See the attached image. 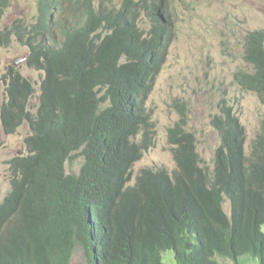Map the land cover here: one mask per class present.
<instances>
[{
  "label": "trees",
  "instance_id": "16d2710c",
  "mask_svg": "<svg viewBox=\"0 0 264 264\" xmlns=\"http://www.w3.org/2000/svg\"><path fill=\"white\" fill-rule=\"evenodd\" d=\"M63 1L38 0V22L16 20L0 29V49L16 39L28 49L25 65L43 74L36 104L34 84L18 68L6 67L1 77L2 132L12 135L26 124L30 133L22 141L26 155L8 162L11 189L0 205V264H69L75 245L83 248L87 264L97 258L100 264H162L167 251L175 264H238L244 256L264 264V125L247 155L244 126L234 107L219 101L210 121L219 144L207 167L186 128L183 106L167 130L175 170L141 169L131 185L133 166L154 144L146 105L173 38L169 4ZM0 2L1 23L11 0ZM142 13L150 22L147 30L140 26ZM242 61L245 69L233 81L264 106V28L245 33ZM77 158L83 160L78 174H67L66 163Z\"/></svg>",
  "mask_w": 264,
  "mask_h": 264
},
{
  "label": "rangeland",
  "instance_id": "374dc122",
  "mask_svg": "<svg viewBox=\"0 0 264 264\" xmlns=\"http://www.w3.org/2000/svg\"><path fill=\"white\" fill-rule=\"evenodd\" d=\"M119 2L120 0H115L116 4ZM166 4H169L173 22V38L146 105L154 126V144L133 166V185L141 168L165 169L168 173L175 170L167 141V130L178 121L183 106L186 113V128L195 135L197 152L202 165L207 167H212L214 152L219 144L218 135L210 125L211 117L217 113L216 107L219 101L226 100L232 105L244 126L247 155L250 153L251 142L264 125V107L257 96L250 92L244 93L233 81L234 73L245 69L242 61L245 33L264 28V0H165L163 5ZM38 16V0H11L10 7L5 11L0 23V29L6 24L5 27H9L16 20H21L26 25L34 24ZM149 25L147 13H142L140 26L147 30ZM11 44L8 49H0V69H2L0 74L3 75L6 67L18 61L15 67H18L19 71L21 69L20 73L35 84L37 98L43 75L25 65L24 61L28 56L25 46L14 39ZM2 75H0V103L4 97ZM36 101L35 99L32 104H36ZM18 130L16 134L6 137L0 128V200L6 194L4 177L8 176L7 162L15 156L24 154L22 140L29 131L26 125ZM82 163L81 158L67 162L66 173L78 174ZM223 208L228 214L227 201ZM161 260L162 264H175L171 251L162 253ZM245 261L256 264L249 256L241 258L240 264ZM70 264H87L80 245L75 246ZM221 264H225V261Z\"/></svg>",
  "mask_w": 264,
  "mask_h": 264
},
{
  "label": "bare ground",
  "instance_id": "6f19581e",
  "mask_svg": "<svg viewBox=\"0 0 264 264\" xmlns=\"http://www.w3.org/2000/svg\"><path fill=\"white\" fill-rule=\"evenodd\" d=\"M4 1H5V0H4ZM15 1H16V0H15ZM41 1H42V0H41ZM65 1H66V0H65ZM65 1H63V2H65ZM85 1H86V0H85ZM92 1H93V0H92ZM31 2H32V1H31ZM43 2H44V1H43ZM71 2L73 3L72 0H71ZM75 2H77V0H76ZM88 2H91V0L88 1ZM0 3H1V2H0ZM44 3H45V2H44ZM72 3H71V4H72ZM2 4H3V3H2ZM2 4H0V5H2ZM26 4H27V3H26ZM26 4H25V5H26ZM32 4H33V3H32ZM47 4H49V2H48ZM52 4H53V3H52ZM55 4H56V3H55ZM71 4H70V5H71ZM73 4H74V3H73ZM85 4L87 5V3H85ZM6 5H7V4H6ZM29 5H30V4H29ZM74 5H75V4H74ZM86 5H85V6H86ZM89 5H90V3L88 4V6H89ZM40 6H41V5H40ZM42 6H43V5H42ZM45 6H46V9H47L48 6H47L46 4H45ZM49 6H50V5H49ZM72 6H73V5H72ZM78 6H79V5H78ZM197 6H199V4H198ZM197 6H196V7H197ZM9 7H10V5H9ZM32 7H33V6H32ZM59 7H62V6H59ZM59 7H58V9H59ZM80 7L83 8V2H82V5H81ZM122 7H124V5H123ZM16 8H17V7H16ZM30 8H31V7H30ZM51 8H52V7H51ZM56 8H57V6H56ZM74 8H75V6H74ZM193 8H194V6H193ZM31 9H32V8H31ZM44 9H45V8H44ZM80 9H81V8H80ZM87 9H89V8L87 7ZM121 9H122V8H121ZM39 10H40V9H39ZM48 10H49V9H48ZM51 10H52V9H51ZM56 10H57V9H56ZM56 10H55V11H56ZM71 10H72V9H71ZM73 10H75V9H73ZM84 10H86V9H84ZM84 10H83V11H84ZM58 11H59V10H58ZM83 11H81V12H83ZM87 11H88V10H86V12H87ZM89 11H90V9H89ZM89 11H88V12H89ZM94 11H95V10H93V12H92V10H91L92 13H94ZM0 12H1V11H0ZM3 12H4V10H3ZM3 12H2V13H3ZM46 12H47V10H46ZM46 12H45V13H46ZM81 12H80V13H81ZM73 13L75 14V13H78V12L75 11V12H73ZM0 14H1V13H0ZM7 14H9V13H7ZM42 14H44V13H42ZM61 14H62V13H61ZM87 14H88V13H87ZM95 14H96V13H95ZM38 15H39V14H38ZM57 15H58V14H57ZM62 15H63V14H62ZM80 15H82V14H80ZM24 16H25V15H24ZM27 16H28V15H27ZM40 16H41V14H40ZM40 16H38V17H40ZM76 16H77V15H76ZM92 16H93V15H92ZM59 17H60V16H59ZM73 17H74V15H73ZM73 17H72V18H73ZM81 17L84 18V16H81ZM93 17H94V16H93ZM45 18H46V17H45ZM45 18H42V19L44 20ZM49 18H50V17H49ZM54 18L56 19V16H55ZM57 18H58V16H57ZM75 18H76V17H75ZM94 18H95V17H94ZM105 18H106V17H105ZM0 19H1V18H0ZM34 19H35V18H34ZM34 19H33V21H34ZM37 19H38V18H37ZM101 19H102V18H100V20H101ZM47 20H48V19H47ZM56 20H57V19H56ZM80 21H81V20H80ZM80 21H79V22H80ZM37 22H38V21H37ZM42 22H45V21H42ZM55 22H56V21H55ZM82 22H83V21H82ZM88 22H89V21H88ZM88 22L85 23V26L87 25ZM28 23H29V22H28ZM30 23H31V22H30ZM14 24H16V23H14ZM31 24H32V23H31ZM41 24H43V23H41ZM6 25H7V24H6ZM6 25H5V26H6ZM21 25H22V24H21ZM5 26H4V27H5ZM29 26H30V25H29ZM42 26H44V25H42ZM47 26H48V25H47ZM0 28H1V27H0ZM27 28H28V27H27ZM30 28H31V27H30ZM43 28H45V27H43ZM93 28H94V27H93ZM97 28H98V27H97ZM35 29H36V28H35ZM45 29H46V28H45ZM98 29H99V28H98ZM98 29H97V30H98ZM2 30H3V29H2ZM36 30H37V29H36ZM23 31H24V30H23ZM27 31H28V30H27ZM27 31H26V32H27ZM31 31H32V30H31ZM31 31H30V32H31ZM42 31H43V30H42ZM39 33H40V32H39ZM44 33H45V32H44ZM92 33H93V32H92ZM103 33H104V32H103ZM110 33H111V32H110ZM26 34H27V33H26ZM30 34H31V33H30ZM30 34H29V35H30ZM22 35H23V34H22ZM24 35H25V34H24ZM35 35H36V34H35ZM39 35H40V34H39ZM10 36H11V35H10ZM27 36H28V34H27ZM109 37H110V36H109ZM85 39H86V38H85ZM15 40H16V39H15ZM83 40H84V39H83ZM87 40H88V39H87ZM24 41H25V40H24ZM9 42H10V41H9ZM11 42H12V41H11ZM11 42H10V43H11ZM1 43H2V42H1ZM39 43H40V42H39ZM44 43H45V42H44ZM34 44H36V43H34ZM34 44H33V45H34ZM11 45H12V44H11ZM136 45H137V44H136ZM5 46H6V45H5ZM8 46H9V44H8ZM13 46H14V45H13ZM153 46H154V45H153ZM3 47H4V46H3ZM5 48H6V47H5ZM9 48H10V47H9ZM212 48H213V47H212ZM212 48H211V49H212ZM7 49H8V48H7ZM26 49H27V48H26ZM27 50H28V49H27ZM35 50H36V49H35ZM213 50H214V48H213ZM5 51H6V50H5ZM23 51H24V50H23ZM210 51H211V50H210ZM19 52H20V51H19ZM211 52H212V51H211ZM211 52H210V53H211ZM6 53H7V52H6ZM47 53H48V52H47ZM208 53H209V51H208ZM30 54H31V53H30ZM3 55H4V54H3ZM10 55H11V54H10ZM46 55H47V54H46ZM16 56H17V54H16ZM19 56H20V55H19ZM23 56H24V55H23ZM208 56H209V54H208ZM49 57H51V55H50ZM7 58H8V57H7ZM7 58H6V59H7ZM20 58H21V57H20ZM40 58H41V57H40ZM14 59H15V58H14ZM49 59H50V58H49ZM2 60H3V59H2ZM247 60H248V58H247ZM48 61H49V60H48ZM48 61H47V62H48ZM52 61H53V59H52ZM52 61H51V63H54V62H52ZM54 61H55V60H54ZM4 62H5V61H4ZM25 62H26V61H24V63H25ZM45 62H46V61H45ZM57 62H58V61H57ZM19 63H20V62H19ZM28 63H29V62H28ZM58 63H59V62H58ZM58 63H57V64H58ZM247 63H249V62H247ZM247 63H246V64H247ZM34 64H35V63H34ZM43 64H44V63H43ZM48 64H49V63H48ZM54 64L57 65L56 62H55ZM28 65H30V64H28ZM28 65H27V66H28ZM55 65H54V66H55ZM18 66H19V65H18ZM39 66H41V65H39ZM45 66H46V63H45ZM49 66H50V65H49ZM49 66H48V68H49ZM57 66H58V65H57ZM244 66H245V65H244ZM248 66H249V65H248ZM35 67L39 69V67H37V64H36ZM41 67H42V66H41ZM4 68H5V67H4ZM17 68H18V67H17ZM24 68H25V67H24ZM27 68H28V67H27ZM42 68H43V67H42ZM45 68H47V66H46ZM50 68H52V67H50ZM248 68H249V67H248ZM30 69H31V68H30ZM237 69H238V68H237ZM237 69H236V70H237ZM8 70H9V69H8ZM11 70H12V69H11ZM15 70H16V69H15ZM22 70H23V68H22ZM35 70H37V69H35ZM41 70H42V69H41ZM51 70H54V69H51ZM51 70H50V71H51ZM0 71H2V69H0ZM4 71H5V70H4ZM20 71H21V69H20ZM28 71H29V70H28ZM50 71H49V72H50ZM247 71H248V70H247ZM8 72H10V71H8ZM8 72H7V73H8ZM13 72H14V71H13ZM22 72H23V71H22ZM32 72H33V71H32ZM45 72H46V71H45ZM45 72H44V73H45ZM2 73H3V72H2ZM7 73H6V74H7ZM51 73H52V72H51ZM51 73H50V77H48L49 74L45 73V75L47 74L46 77H48V78L50 79V78L52 77V74H51ZM242 73H244V71H243ZM11 74H12V73H10V75H11ZM15 74H16V73H15ZM18 74H19V73H18ZM60 74L62 75V73H60ZM60 74H59V75H60ZM0 75H2V74H0ZM8 75H9V74H8ZM10 75H9V77H10ZM23 75H24V74H23ZM32 75H33V73H32ZM34 75H35V74H34ZM14 76H15V75H14ZM21 76H22V75H21ZM64 76H65V75H64ZM236 76H237V75H236ZM11 77H12V76H11ZM18 77H19V76H17V78L15 79L16 82L18 81V80H17ZM67 77H68V76H67ZM69 77H70V76H69ZM91 77H92V76H91ZM238 77H239V76H238ZM3 78H5L4 75H3ZM14 78H15V77H14ZM240 78H241V72H240ZM24 79H25V78H24ZM1 80H2V78H1ZM19 80H20V79H19ZM46 80H47L46 82H49L47 78H46ZM258 80H259V79H258ZM11 81H12V80H11ZM51 81H52V80H51ZM53 81H54V80H53ZM239 81H240V80H239ZM9 82H10V81H9ZM19 82H20V81H19ZM22 82H24V81H22ZM3 83H4V82H3ZM6 83H7V81H6ZM49 83H50V82H49ZM52 83H53V82H52ZM52 83H51V84H52ZM243 83H244V82H243ZM13 84H14V83H13ZM18 84H19V83H18ZM22 84H23V83H22ZM51 84H50V85H51ZM252 84H253V83H252ZM8 85H9V83H8ZM16 85H17V84H15V86H14V85H13V86L16 87ZM45 85L48 86L47 83H46ZM242 85H243V84H242ZM244 85H245V84H244ZM10 86H12V84H10ZM22 86H23V85H22ZM4 87H6V86H4ZM25 87H26V85H25ZM27 87L29 88V86H27ZM41 87H42V86H41ZM53 87H54V86H53ZM19 88H20V87H19ZM23 88H24V86H23ZM23 88H22V89H23ZM42 88H43V87H42ZM47 88H48V87H47ZM54 88H55V87H54ZM57 88H59V87H57ZM62 88H63V87H62ZM66 88H67V87H66ZM238 88H239V87H238ZM16 89L18 90V87H17ZM24 89H25V88H24ZM24 89H23V90H24ZM26 89H27V88H26ZM5 90H7V89H5ZM11 90H13V88H12ZM23 90H22V91H23ZM27 90H28V89H27ZM50 90L52 91V88H51ZM54 90H55V89H54ZM56 90H58V89H56ZM245 90H246V89H245ZM0 91H1V90H0ZM8 91H9V90H8ZM8 91H7V92H8ZM45 91H46V89H45ZM242 91H243V90H242ZM7 92H6V93H7ZM11 92H12V91H11ZM13 92H14V90H13ZM15 92H16V91H15ZM33 92H34V91H33ZM56 92H57V91H56ZM56 92H55V93H56ZM58 92H59V90H58ZM58 92H57L56 95H58ZM95 92H96V91H95ZM9 93H10V92H9ZM43 93H44V92H43ZM45 93H46V92H45ZM52 93H53V92H52ZM244 93H245V92H244ZM2 94H5V93H2ZM17 94H18V93H17ZM26 94H27V93H26ZM26 94H24V97H25ZM240 94H241V93H240ZM240 94H239V95H240ZM242 94H243V93H242ZM47 95H48V92H47ZM49 95H51V94H49ZM52 95H53V94H52ZM56 95H55V97L57 98ZM59 95H60V94H59ZM235 95H236V92H235ZM245 95H246V94H245ZM0 96H1V95H0ZM3 96H5V95H3ZM3 96H2V97H3ZM53 96H54V95H53ZM53 96H52V97H53ZM60 96H61V95H60ZM236 96H237V95H236ZM243 96H244V94H243ZM9 97H10V96L8 95V99H9ZM55 97H54V98H55ZM61 97H62V96H61ZM261 97H262V96H261ZM11 98H13L12 95H11ZM41 98H42V97H41ZM47 98H48V97H47ZM50 98H51V97H50ZM54 98H53V99H54ZM58 98H59V96H58ZM58 98H57V101H58ZM247 98H248V97H247ZM262 98H263V97H262ZM45 99H46V98H45ZM95 99H96V97H95ZM4 100H6V99H4ZM9 100H10V99H9ZM13 100H14V98H13ZM31 100H32V99H31ZM50 100H51V99H50ZM240 100H241V99H240ZM11 101H12V99H11ZM11 101H10V102H11ZM28 101H29V100H28ZM57 101H56V102H57ZM207 101H208V100H207ZM237 101H238V100H237ZM241 101H242V100H241ZM247 101H248V100H247ZM250 101L252 102V100H250ZM5 102H6V101H5ZM197 102H198V101H197ZM261 102H262V101H261ZM41 103H43V102H41ZM52 103H53V102H52ZM57 103H58V102H57ZM248 103H250V102L248 101ZM5 104H6V103H5ZM54 104H55V103H54ZM256 104H257V103H256ZM262 104H263V103H262ZM43 105H44V104H43ZM58 105H60V104L58 103ZM197 105H198V104H197ZM247 105H248V104H247ZM13 106H14V104H13ZM229 106H230V105H229ZM257 106H258V104H257ZM4 107H5V106H4ZM61 107H62V104H61ZM252 107H253V106H252ZM254 107L256 108L255 105H254ZM258 107H260V106H258ZM263 107H264V106H263ZM2 108H3V107H2ZM26 108H27V107H26ZM245 108H246V105H245ZM17 109H18V108H17ZM252 109H253V108H252ZM260 109H261V108H260ZM24 110H25V109H24ZM240 110H241V109H240ZM27 111H28V110H27ZM32 111H33V109H32ZM57 111H58V110H57ZM59 111H60V110H59ZM99 111H100V110H99ZM247 111H248V110H247ZM1 112H2V109H1ZM1 112H0V114H1ZM29 112H30V111H29ZM45 112H46V111H45ZM190 112H191V111H190ZM263 112H264V111H263ZM23 114H24V113H23ZM46 114H47V113H46ZM56 114H57V113H56ZM245 114H247V113H245ZM263 114H264V113H263ZM263 114H262V115H263ZM14 116H15V115H14ZM33 116H34V115H33ZM58 116H59V115H58ZM126 116H127V114H126ZM129 116H130V115H129ZM16 117H17V116H16ZM48 117H49V116H48ZM59 117H60V116H59ZM30 118H31V117H30ZM240 118H241V117H240ZM33 119H34V118H33ZM259 119H260V118H259ZM261 119H262V117H261ZM17 120H18V119H17ZM47 120H48V119H47ZM60 120H61V119H60ZM78 120H79V119H78ZM128 120H129V119H128ZM241 120H242V119H241ZM254 120H255V119H254ZM12 121H13V120H12ZM25 121H26V120H25ZM242 121H243V120H242ZM244 121H245V120H244ZM246 121H247V120H246ZM246 121H245V122H246ZM257 121H258V119H257ZM3 122H4V121H3ZM86 123H87V122H86ZM90 123H91V122H90ZM183 123H184V122H183ZM185 123H186V122H185ZM21 124H22V123H21ZM11 125H13V124H11ZM14 125H15V124H14ZM89 125H90V124H89ZM15 126H16V125H15ZM74 126H75V125H74ZM8 127H9V126H8ZM12 127H13V126H11V129H10V127H9V129L12 130ZM87 127H88V126H87ZM91 127H92V126H91ZM13 128H14V127H13ZM95 128H96V127H95ZM9 129H8V130H9ZM143 129H144V128H143ZM18 131H19V130H18ZM84 131H85V130H84ZM94 131H95V130H94ZM8 132H9V131H8ZM12 132H13V131H12ZM27 132H28V131H27ZM6 133H7V132H6ZM22 133H23V132H22ZM29 133H30V132H29ZM99 133H100V131H99ZM11 134H12V133H11ZM6 135H7V134H6ZM100 135H101V134H100ZM62 136H63V134H62ZM101 136H102V135H101ZM6 137H7V136H6ZM25 137H26V136H25ZM98 137H99V136H98ZM124 137H125V136H124ZM75 138H76V137H75ZM103 138H104V137H103ZM28 139H29V138H28ZM99 139H101V138H99ZM140 139H141V138H140ZM11 140H12V139H11ZM58 140H59V139H58ZM67 140H68V138H67ZM79 140H80V139H79ZM8 141H9V140H8ZM70 141H71V140H70ZM99 141H100V140H99ZM145 141H146V140H145ZM55 142H57V140H56ZM80 142H81V141H80ZM30 143H31V142H30ZM61 143H62V142H61ZM94 143H95V142H94ZM28 144H29V143H28ZM63 144H64V143H63ZM79 144H80V143H79ZM100 144H101V143H100ZM24 145H25V144H24ZM144 145H145V144H144ZM54 146H55V145H54ZM54 146H53V147H54ZM53 147H52V148H53ZM125 149H126V148H125ZM82 150H83V149H82ZM130 150H131V149H130ZM148 151H149V150H148ZM152 151H153V150H152ZM139 152H140V151H138V153H139ZM78 153H79V152H78ZM131 153H132V151H131ZM131 153H130V154H131ZM138 153H137V154H138ZM145 153H146V152H145ZM30 154H31V153H30ZM76 154H77V153H76ZM76 154H75V155H76ZM79 154H80V153H79ZM128 154H129V153H128ZM130 154H129V155H130ZM72 155H73V154H72ZM148 155H149V154H148ZM139 156H140V155H139ZM31 157H32V156H31ZM33 157H34V156H33ZM132 157H133V156H132ZM70 158H72V157H70ZM133 158H134V157H133ZM131 161H132V159H131ZM23 162H24V160H23ZM36 162H37V161H36ZM13 163H14V162H13ZM13 163L10 164L12 167H13ZM18 163H19V162H18ZM19 164H20V163H19ZM84 164H85V163H84ZM45 165H47V164H45ZM18 166H19V165H18ZM7 167H8V166H7ZM149 167H150V166H149ZM149 167H148V168H149ZM16 168H17V167H15V169H16ZM19 168H20V167H19ZM145 168H146V167H145ZM21 169H22V168H21ZM127 169H128V168H127ZM141 169H143V168H141ZM8 170H9V169H8ZM13 170H14V169H13ZM101 170H102V169H101ZM137 170H138V169H137ZM42 171H43V169H42ZM48 171H49V170H48ZM142 171H143V170H142ZM13 172H14V171H13ZM15 172H16V171H15ZM83 172H84V171H83ZM85 172H86V171H85ZM17 173H18V172H17ZM44 173H45V172H44ZM75 173H76V171H75ZM149 173H150V172H149ZM39 175H40V174H39ZM41 177H42V175H41ZM48 178H49V177H48ZM30 179H31V178H30ZM35 179H36V178H35ZM78 179H79V178H78ZM68 183H69V182H68ZM67 186H68V185H67ZM87 187H88V186H87ZM89 187H90V186H89ZM40 188H41V187H40ZM42 188H43V187H42ZM42 188H41V189H42ZM62 188H63V187H62ZM84 189H85V188H84ZM90 189H91V188H89V190H90ZM89 190H88V191H89ZM49 191H50V190H49ZM91 193H92V192H91ZM92 194H93V193H92ZM206 197H207V196H206ZM91 198H92V197H91ZM202 198H203V197H202ZM40 199H41V198H40ZM45 199H46V198H45ZM93 199H94V198H93ZM209 199H210V198H209ZM207 200H208V198H207ZM209 201H210V200H209ZM50 210H51V209H50ZM111 211H112V210H111ZM209 215H210V214H209ZM209 217H210V216H209ZM208 221H209V220H208ZM112 228H113V227H112ZM262 229H263V227H262ZM262 229H261V230H262ZM263 231H264V230H263ZM261 233H262V232H261ZM16 248H17V247H16ZM32 248H33V247H32ZM21 249H23V248H21ZM29 250H30V249H29ZM55 250H56V249H55ZM14 251H15V250H14ZM55 252H56V251H55ZM5 253H6V252H5ZM13 253H14V252H13ZM15 253H16V252H15ZM27 253H28V252H27ZM53 253H54V250H53ZM53 253L51 252V254H53ZM54 254H56V253H54ZM39 255H41V254H39ZM51 256H52V255H51ZM58 256H59V254H58ZM58 256H57V258H58ZM57 258H56V259H57ZM61 258H63V257H61ZM24 259H26V258L24 257ZM27 259H28V258H27ZM51 260H52V259H51ZM53 260H54V261H52V263L55 262V258H54ZM57 260H58V259H57ZM60 261H61V260H60ZM26 262H27V260H26ZM58 262H59V260H58ZM24 263H25V262H24ZM37 263H38V262H37ZM55 263H56V262H55ZM39 264H40V263H39ZM43 264H44V263H43ZM46 264H47V263H46ZM48 264H49V263H48Z\"/></svg>",
  "mask_w": 264,
  "mask_h": 264
},
{
  "label": "clouds",
  "instance_id": "9594fccd",
  "mask_svg": "<svg viewBox=\"0 0 264 264\" xmlns=\"http://www.w3.org/2000/svg\"><path fill=\"white\" fill-rule=\"evenodd\" d=\"M26 59H27V58H26ZM20 61L23 62V60H20ZM25 61H26V60H25ZM17 62H18V61H15L14 64H13L12 66L15 67V64H17ZM9 66H10V65H9ZM15 68H17V67H15ZM31 70H32V69H31ZM33 71H34V70H33ZM19 72H20V71H19ZM35 72H36V71H35ZM4 73H5V71H4ZM4 73H3V74H4ZM38 73H40V72H38ZM20 74H21V73H20ZM40 74H42V73H40ZM21 75H22V74H21ZM42 75H43V74H42ZM22 76H23V75H22ZM1 77H2V76H1ZM23 77H24V76H23ZM24 78H25V77H24ZM26 79H27V78H26ZM27 80H28V79H27ZM30 82H31V81H30ZM2 83H3V82H2ZM31 83H32V82H31ZM3 85H4V84H3ZM39 86H40V84H39ZM34 87H35V84H34ZM35 99L37 100V98H36V90H35V98H34V100H35ZM34 100H33V101H34ZM3 101H4V97H3ZM3 101L0 103V107H1V105H2V103H3ZM36 102H37V101H36ZM32 103H33V102H32ZM23 125H26V124H23ZM21 127H22V126H21ZM0 128H1V123H0ZM18 129H19V128H18ZM18 129H17V130H18ZM27 129H28V128H27ZM1 131H2V129H1ZM16 132H17V131H16ZM2 134L5 135L3 132H2ZM14 134H16V133H14ZM14 134H12V135H14ZM6 136H11V135H6ZM27 136H29V134H28ZM27 136H26V137H27ZM26 137H25V138H26ZM22 141H23V140H22ZM22 145H23V143H22ZM23 147H24V145H23ZM25 155H26V154H25V148H24V154H22V155H18V156H15V157H13V158H16V157H24ZM13 158H12V159H13ZM12 159H10V160H12ZM10 160H9V161H10ZM9 161H8V162H9ZM8 162H7V164H8ZM8 169H9V165H8ZM8 183H9V192H10L11 187H10V177H9V172H8ZM131 185H133L132 182H131ZM9 192H8V193H9ZM8 193H7V194H8ZM7 194H5V195L2 197V199L0 200V201H1V202H0V205L2 204V201H3V199L5 198V196H6ZM225 202H226V201H225ZM227 202H228V201H227ZM228 203H229V202H228ZM223 205H224V204H223ZM229 209H230V205H229ZM226 214H227V213H226ZM228 214H229V213H228ZM75 246H76V245H75ZM74 248H75V247H74ZM82 249H83V248H82ZM73 251H74V249H73ZM83 251H84V250H83ZM84 254H85V253H84ZM72 255H73V252H72ZM72 255H71V258H72ZM85 257H86V256H85ZM244 257H246V256H244ZM244 257H243V258H244ZM241 258H242V257H241ZM239 259H240V258H239ZM239 259H238V260H239ZM250 259H251V258H250ZM97 260H98V263H97ZM97 260H96V264H100V262H99V258H97ZM86 261H87V259H86ZM222 261H225V264H227V263L233 264V263L230 262L229 260H222ZM222 261H221V262H222ZM251 261H253V260H251ZM70 262H71V259H70ZM238 262H239V264H240V261H238ZM69 264H70V263H69Z\"/></svg>",
  "mask_w": 264,
  "mask_h": 264
},
{
  "label": "crops",
  "instance_id": "0c3cea01",
  "mask_svg": "<svg viewBox=\"0 0 264 264\" xmlns=\"http://www.w3.org/2000/svg\"><path fill=\"white\" fill-rule=\"evenodd\" d=\"M4 189L6 190V194L9 192V183H8V176H5L4 177ZM1 202V201H0ZM243 258V257H242ZM241 259V258H240ZM240 259L238 261H240ZM239 264V262H238ZM242 264H253V262H249V261H245L244 263Z\"/></svg>",
  "mask_w": 264,
  "mask_h": 264
},
{
  "label": "water",
  "instance_id": "95a60500",
  "mask_svg": "<svg viewBox=\"0 0 264 264\" xmlns=\"http://www.w3.org/2000/svg\"><path fill=\"white\" fill-rule=\"evenodd\" d=\"M97 263H98V260H97Z\"/></svg>",
  "mask_w": 264,
  "mask_h": 264
}]
</instances>
